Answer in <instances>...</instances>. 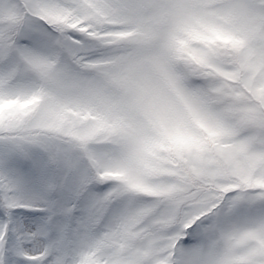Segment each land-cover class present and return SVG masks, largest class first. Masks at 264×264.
Returning <instances> with one entry per match:
<instances>
[{"label":"snow or ice","instance_id":"1","mask_svg":"<svg viewBox=\"0 0 264 264\" xmlns=\"http://www.w3.org/2000/svg\"><path fill=\"white\" fill-rule=\"evenodd\" d=\"M0 264H264V0H0Z\"/></svg>","mask_w":264,"mask_h":264}]
</instances>
